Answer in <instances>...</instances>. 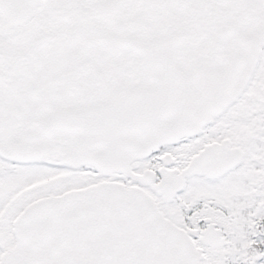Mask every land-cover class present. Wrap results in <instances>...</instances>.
Wrapping results in <instances>:
<instances>
[{"label":"snow or ice","instance_id":"6c2138e0","mask_svg":"<svg viewBox=\"0 0 264 264\" xmlns=\"http://www.w3.org/2000/svg\"><path fill=\"white\" fill-rule=\"evenodd\" d=\"M0 264H264V0H0Z\"/></svg>","mask_w":264,"mask_h":264}]
</instances>
